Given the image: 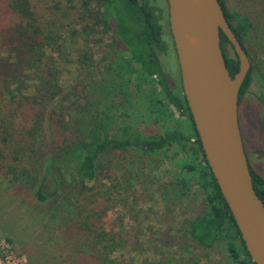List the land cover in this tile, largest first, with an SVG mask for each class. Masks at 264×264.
I'll return each instance as SVG.
<instances>
[{
	"label": "trees",
	"instance_id": "obj_1",
	"mask_svg": "<svg viewBox=\"0 0 264 264\" xmlns=\"http://www.w3.org/2000/svg\"><path fill=\"white\" fill-rule=\"evenodd\" d=\"M3 1L6 7L0 9V54L3 55L0 56V168L10 181L25 187L40 213H48L50 218L61 214L75 221L67 228L80 232L77 251L81 249L85 254L82 247L87 240L90 242L91 253L85 255L83 264L91 256L90 264H131L128 258L114 257L126 247L121 233H114L100 223L113 204H122L110 195L122 182L130 181L131 177L124 176L129 168L115 164L127 153L131 157L137 155L140 161L168 153L174 159L181 154L174 162L180 169L170 189L179 202L190 186H196L204 195L205 206L200 214L183 219L174 234L181 232V237H177L186 241L187 247L202 250L224 243L232 264H254L204 159L184 97L167 83L159 57L167 52V44L158 23L160 9L154 7L155 3L79 0L83 35L109 34L105 48L111 53L103 51L102 57L96 59L88 47L76 50L74 68L88 76L89 83L67 85L61 82L60 68L55 62V59L64 62L68 59L62 48L59 26L63 22L57 18V10H50L45 17L33 10L31 0ZM218 1L226 22L249 56L242 38L255 29L253 23L249 17L229 12L223 1ZM220 41L226 68L233 76L238 70L236 54L222 33ZM101 42V38L96 39V43ZM92 67L95 69L91 70ZM251 68L252 65L239 89L238 107L250 84ZM94 71L100 78L96 88L90 84ZM137 104L149 119L155 117L154 121L166 122L161 134L141 136L132 123L125 121ZM141 113L138 115L143 116ZM140 120L136 117L138 124ZM45 123L53 133L50 138H46ZM114 129L117 135L113 137L110 132ZM5 149L7 154L2 155ZM248 168L253 189L264 204V178L249 163ZM120 170L124 171L120 179L111 183L115 171ZM108 177V184L102 185L103 192H97L100 181ZM157 187L166 189V185ZM73 191L91 193L90 204H99V209L73 203L70 196ZM175 243L177 239L167 234L164 244ZM192 258L178 264H199ZM81 260L79 256L78 261ZM146 264L171 263L152 260Z\"/></svg>",
	"mask_w": 264,
	"mask_h": 264
},
{
	"label": "rangeland",
	"instance_id": "obj_2",
	"mask_svg": "<svg viewBox=\"0 0 264 264\" xmlns=\"http://www.w3.org/2000/svg\"><path fill=\"white\" fill-rule=\"evenodd\" d=\"M2 1L0 0V9L3 6L6 7V3L3 1V4ZM151 1L155 3L154 6L164 11L163 35L169 50L165 54H160V59L167 70L166 73H169L168 78L176 80V88L180 91L179 69L168 30V22H166L167 3L166 0ZM222 1L229 12H237L249 17L255 27L242 38L243 46L250 51L248 59L252 68L250 84L241 96L239 103L238 124L248 163L252 170L264 178V105L262 104V100H264V37L260 36L264 35V0ZM30 4L35 12H41L40 14L45 17L50 10H57L56 16L63 22L59 26V33L60 39L63 41L62 48H65L68 59L66 62L55 59L56 65L60 68L61 82L67 85L77 82L82 83L81 85L88 84L89 77L74 68L75 51L88 47L96 59L102 57L103 51L110 54L111 52L105 48L110 35H83L84 23L79 18L81 15L79 0H72L71 3L68 0H31ZM69 7L75 8V11L74 9L73 12L69 11ZM102 10L105 8L103 7ZM111 11L114 13L115 7L112 6ZM99 38L102 42L96 43V39ZM227 50L230 53V50ZM252 51H256V53L254 54ZM47 53L49 56L52 55L50 51ZM0 56L3 55L0 54ZM103 75H105L104 72ZM90 76L93 78L92 82L90 81L91 86L99 87L100 78L97 77L95 71ZM92 97L95 99V94ZM134 108L128 113L125 121L132 123L131 125L141 136L163 132L166 122L154 121L155 117L149 119L138 104ZM167 108L169 111L170 106ZM138 112L143 116L138 115ZM174 116L178 118L179 114L175 112ZM136 117L142 119L140 122L138 121L139 124L136 122ZM45 133L46 138L53 135L46 123ZM110 134L114 137L117 135V131L114 129ZM1 148L2 146H0ZM7 151L3 150L2 155H6ZM170 154L140 161L136 158L137 155L133 154L134 157H131L127 153L123 159L118 158L119 161L115 163L117 167L129 168L128 173H125L124 176L131 178L129 182H122L121 187L111 193L110 197L119 199L122 204H113V208L100 222L114 233H121L125 239L126 247L122 252L114 254V257L128 258L131 264H146L152 260L178 264L181 260L187 261L189 257H193L192 261L199 264H215L216 262L232 264L224 243L208 250H202L198 247H187L186 241L177 237H181V232L174 234L183 219L198 215L204 210L205 199L203 193L196 186H190L186 195L182 196L178 202L170 185L177 178V172L180 169L174 162L182 155L178 154L173 159ZM115 172L116 175L111 178L112 181L110 180L114 184L124 171ZM108 182L109 177L101 180L99 189L95 190L97 192L100 190L102 193V185H107ZM161 185H166V189L162 190L163 187H161L159 190L157 186ZM77 186L79 187L78 184ZM90 194L89 192H79L78 194L73 191L70 196L72 202L78 206L92 207L98 210L99 204L96 206L90 204ZM33 202L35 200L32 199L30 193L25 191V187L10 181L9 176H5L0 168V264H83L88 256L86 254L91 253L90 242L87 240V244L82 247V250L86 251L85 254L81 252V249L77 251L78 245L81 243L80 232L67 228L75 221L62 217L61 214L50 218L48 213H40V208ZM66 206L68 208L69 205ZM42 214L45 216L43 217ZM168 229H171L170 233H167ZM167 234L175 237L177 243L165 245ZM79 256L82 258L81 261H78ZM88 260L86 264L92 263V256Z\"/></svg>",
	"mask_w": 264,
	"mask_h": 264
},
{
	"label": "water",
	"instance_id": "obj_3",
	"mask_svg": "<svg viewBox=\"0 0 264 264\" xmlns=\"http://www.w3.org/2000/svg\"><path fill=\"white\" fill-rule=\"evenodd\" d=\"M182 95L204 159L254 264H264V204L255 193L238 124V92L250 62L218 0H166ZM232 46L230 76L220 41Z\"/></svg>",
	"mask_w": 264,
	"mask_h": 264
},
{
	"label": "flooded vegetation",
	"instance_id": "obj_4",
	"mask_svg": "<svg viewBox=\"0 0 264 264\" xmlns=\"http://www.w3.org/2000/svg\"><path fill=\"white\" fill-rule=\"evenodd\" d=\"M153 3V2H152ZM154 7H156V6H154ZM159 9V8H158ZM158 17H159V21H158V23L162 26V38L164 39V28H163V25H162V21H163V18H164V11H161L160 10V13H158ZM166 22H168V12H167V10H166ZM168 30H169V27H168ZM169 50V47L167 46V51ZM160 54H165V53H160ZM160 54H159V57H160ZM162 63V62H161ZM163 65V64H162ZM164 67V66H163ZM164 70H165V72L167 71L166 70V68H164ZM168 72L166 73V75H167V83H168V85L174 90V91H177L178 92V90H177V88H176V80L174 79H172V78H168ZM174 75V74H173ZM175 76V75H174ZM170 83H172V84H170ZM173 85V86H172ZM179 93L182 95V90L180 89V91H179Z\"/></svg>",
	"mask_w": 264,
	"mask_h": 264
}]
</instances>
